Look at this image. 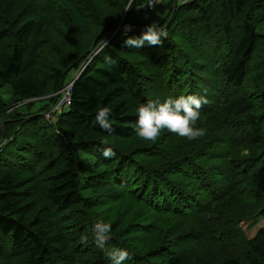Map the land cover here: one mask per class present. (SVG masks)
<instances>
[{
    "label": "trees",
    "instance_id": "16d2710c",
    "mask_svg": "<svg viewBox=\"0 0 264 264\" xmlns=\"http://www.w3.org/2000/svg\"><path fill=\"white\" fill-rule=\"evenodd\" d=\"M143 1L0 0V89L14 96L0 98V264H111L115 248L125 264H264V228H242L264 218V0H162L167 39L127 48ZM69 83L56 123L40 122ZM180 95L207 99L206 134L138 137L137 106Z\"/></svg>",
    "mask_w": 264,
    "mask_h": 264
},
{
    "label": "clouds",
    "instance_id": "9594fccd",
    "mask_svg": "<svg viewBox=\"0 0 264 264\" xmlns=\"http://www.w3.org/2000/svg\"><path fill=\"white\" fill-rule=\"evenodd\" d=\"M133 0H128V6L125 11L132 10ZM159 0H149L148 7H154ZM147 18V17H146ZM131 31V26H125V33ZM167 31L160 27L156 20L145 26V31L140 36H128L124 40V46L127 48H139L147 41L151 45H161L163 40L167 39ZM108 41H102V48L108 47ZM144 58V57H140ZM107 64H115L116 61L111 57H105ZM208 101L203 96L197 95H180L171 97L161 101L157 99H149L144 103H140L136 108L137 121L136 132L138 137L146 141H156L160 136L161 131L167 129L180 137L188 140H196L206 134V130L202 127H197V121L200 119V109ZM112 109L107 106L98 105L96 109L95 121L101 129L108 135L114 132L113 126L110 123ZM105 158H110L115 155L114 150L110 146H106L102 152ZM112 225L107 222H97L92 226V238L95 246L101 250L107 246ZM87 242V240H85ZM111 264H125L131 259L130 253L126 248H115L107 253Z\"/></svg>",
    "mask_w": 264,
    "mask_h": 264
},
{
    "label": "rangeland",
    "instance_id": "374dc122",
    "mask_svg": "<svg viewBox=\"0 0 264 264\" xmlns=\"http://www.w3.org/2000/svg\"><path fill=\"white\" fill-rule=\"evenodd\" d=\"M177 2L181 3V1H177ZM160 10H162V6L161 7H157L156 10H154V12H152V13H140V14H137V15L134 16V21L136 23H138V24H143V25H148L153 20H156L157 22H159L161 17L165 16V13L163 11L159 13ZM131 28H133V26ZM99 51H100V48L95 53L97 54ZM73 75H74V72L73 71L70 72L68 74V79H71V77H73ZM0 98L5 104L13 105L14 96L12 95V93L10 91V88L8 86H4L3 88L0 89ZM43 105H44L43 101H36L34 103V105H33L32 112L40 109ZM43 115H44V113H43ZM39 121L42 122L43 124H46L47 126L49 125L46 122V120L44 119L43 116L41 118H39ZM87 161L90 164L89 160H87ZM242 228L244 229L246 235L251 238V237H253L256 234V232L260 228H264V218L259 220L258 223H251L249 221H246L242 225Z\"/></svg>",
    "mask_w": 264,
    "mask_h": 264
},
{
    "label": "built area",
    "instance_id": "2783aa9c",
    "mask_svg": "<svg viewBox=\"0 0 264 264\" xmlns=\"http://www.w3.org/2000/svg\"><path fill=\"white\" fill-rule=\"evenodd\" d=\"M162 0H159V2L152 8H149L147 5L149 3V0H144L143 3L139 7V11L141 13H152L157 5L161 3ZM177 1H181V3H184L188 0H174L176 3ZM71 83L65 85L59 92H57L58 98L56 102L50 105V107L44 112V119L49 125H53L56 123L57 116L65 109L66 106H68L70 101V89H71Z\"/></svg>",
    "mask_w": 264,
    "mask_h": 264
},
{
    "label": "water",
    "instance_id": "95a60500",
    "mask_svg": "<svg viewBox=\"0 0 264 264\" xmlns=\"http://www.w3.org/2000/svg\"><path fill=\"white\" fill-rule=\"evenodd\" d=\"M121 24H122V22H120L118 26H120Z\"/></svg>",
    "mask_w": 264,
    "mask_h": 264
}]
</instances>
